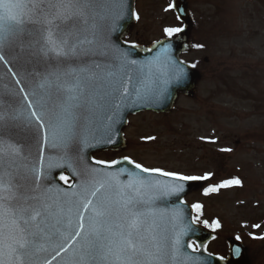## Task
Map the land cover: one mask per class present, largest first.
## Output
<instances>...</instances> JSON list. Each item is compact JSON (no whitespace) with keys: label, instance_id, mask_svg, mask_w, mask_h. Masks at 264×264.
Listing matches in <instances>:
<instances>
[{"label":"snow or ice","instance_id":"obj_1","mask_svg":"<svg viewBox=\"0 0 264 264\" xmlns=\"http://www.w3.org/2000/svg\"><path fill=\"white\" fill-rule=\"evenodd\" d=\"M113 7L122 9L123 0H0V61L8 63L6 50L18 59L49 54L57 58L88 55L91 46L103 40L101 21L109 18ZM184 30L177 26L165 28L164 32L172 38ZM164 50L167 51V46ZM179 78L178 73L176 79ZM52 87L57 91L54 100L49 94L51 106L45 111L48 102L40 96L35 104L41 111L33 110L26 120L27 127L33 129L32 138L37 146L41 143V129H46L43 143H48L49 135L53 146L58 137L66 143L77 112L83 106L79 83L68 85L62 81L60 73L53 72L39 83L42 90ZM33 96H37L35 91ZM28 106L33 107V101H29ZM21 115L19 111L10 116L0 112V264H52L69 249H73L72 255L77 258L73 264H200L198 259L180 253V235L184 230L177 234L169 250L163 231L154 219H150L156 213L145 207L155 199L151 196L146 200L147 192L177 193L183 190L182 183L161 185L131 171L127 183H114V174L106 173L104 179L98 176L99 170L85 168L80 173L77 191H64L61 198L62 190L56 189L53 196V189L40 182L44 169L42 151L38 166L22 163L28 161L29 156L4 139L9 121L19 120ZM31 117L35 118V123ZM125 160L142 173H155L174 181L210 178L208 174L187 176L149 169L127 157ZM119 163L112 161L106 167ZM52 166L50 163L49 168ZM60 179L67 178L60 176ZM239 184V180H229L206 189L205 195ZM193 208L199 211L201 205H193ZM179 215L180 210H174L173 216ZM203 223L208 226L207 221ZM212 226L218 228L220 225L215 222ZM48 254H52L51 259Z\"/></svg>","mask_w":264,"mask_h":264},{"label":"rangeland","instance_id":"obj_2","mask_svg":"<svg viewBox=\"0 0 264 264\" xmlns=\"http://www.w3.org/2000/svg\"><path fill=\"white\" fill-rule=\"evenodd\" d=\"M171 2L137 0L139 19L129 42H157L167 38L165 28L180 27ZM189 3L196 21L192 40L202 47H194L183 60L203 72L198 97H181L171 115L130 117L126 152L95 159L108 163L125 156L149 169L208 174L209 188L239 180V185L198 193L188 201L203 205L208 225L218 222L222 233L246 236L263 247L264 0ZM214 249L211 244L209 252Z\"/></svg>","mask_w":264,"mask_h":264},{"label":"water","instance_id":"obj_3","mask_svg":"<svg viewBox=\"0 0 264 264\" xmlns=\"http://www.w3.org/2000/svg\"><path fill=\"white\" fill-rule=\"evenodd\" d=\"M172 5H175L172 8L184 23V32L178 37L168 38L148 47L124 43L137 21L135 0H123L122 9L113 7L109 18L101 21L104 38L91 46L92 51L88 55L57 58L54 54H49L18 59L6 50L8 63L0 61V112L10 116L19 111L22 115L19 120L9 121L10 127L4 139L29 156V160L22 163H35L38 166L42 151L44 169L40 182L53 189V196L56 189H61V198L64 191L71 193L78 190L80 173L85 168L99 170L98 176L104 179L107 178L106 173L114 174V183H127L130 171L153 182L158 181L161 185L182 183L183 190L177 193L149 191L145 194L146 200L151 196L155 197L149 205H145L156 213L150 219H154L163 231L169 250L177 234L184 230L180 235V253L198 259L200 264H216L217 259L213 255H208L203 250L195 253L190 250V241L206 245L213 239V233L193 223L192 207L183 202L186 196L204 188L207 180L174 181L171 177L142 173L134 165L128 164L125 158L119 159L120 163L111 168L105 164H97L93 159L97 153L122 152L127 148L124 132L130 116L149 111L168 115L176 108L181 94L191 99L196 97L203 78L202 72L181 61V55L190 48L194 19L188 0H174ZM165 46L167 51L164 50ZM53 72L60 73L62 81L68 85H81L80 103L83 106L77 112L73 131L66 143L58 137L53 146L51 135L48 143H43L46 129H41V143L37 146L32 138L33 129L27 127L26 120L33 110L38 113L41 111L40 106L35 104L37 98L43 96L44 101L48 102L45 111L51 106L49 94L53 100L56 98L57 90L54 87L43 90L39 88L42 78ZM178 73L180 78L176 79ZM51 78L55 79L54 76ZM34 91L37 93L36 97L33 96ZM25 96L28 99H24ZM29 101H33L31 108L28 106ZM31 119L35 123V118ZM47 122L48 117L45 116L44 123ZM50 163L53 165L51 168ZM66 175L71 184H65L60 179V176ZM177 209L180 210V215L173 216ZM229 243L230 260L247 258L246 248L242 244L239 245L234 239H230ZM72 252L73 249H69L62 253L52 264H73L77 258ZM51 255L48 254L49 259Z\"/></svg>","mask_w":264,"mask_h":264},{"label":"flooded vegetation","instance_id":"obj_4","mask_svg":"<svg viewBox=\"0 0 264 264\" xmlns=\"http://www.w3.org/2000/svg\"><path fill=\"white\" fill-rule=\"evenodd\" d=\"M194 218H196L195 223H200L204 225L203 221L205 219V213H202L201 210L197 211L194 210ZM205 226V225H204ZM210 229L215 233V237L211 243H209V246L211 244H214V251L212 252L213 255L217 257V263L216 264H264V244L263 247L260 246H255L252 245V242L248 240V237H240V236H234L230 234V236L222 233V231L218 228H213V226H210ZM235 237L236 240L239 243H244L245 246L247 247L246 253H247V258L245 259L244 257L236 259V260H230V254H229V243L228 240L230 237ZM242 236V235H241ZM239 237V239H237ZM264 240V239H263ZM260 244H262L261 240L259 241ZM191 248L197 249L199 245L196 243L192 242L190 243ZM209 246L207 248V251L209 252Z\"/></svg>","mask_w":264,"mask_h":264}]
</instances>
